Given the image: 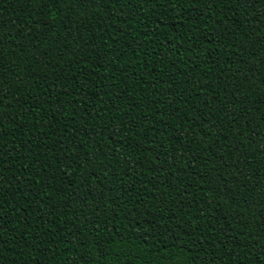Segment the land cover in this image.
I'll return each instance as SVG.
<instances>
[{
  "label": "trees",
  "instance_id": "16d2710c",
  "mask_svg": "<svg viewBox=\"0 0 264 264\" xmlns=\"http://www.w3.org/2000/svg\"><path fill=\"white\" fill-rule=\"evenodd\" d=\"M0 264H264V0H0Z\"/></svg>",
  "mask_w": 264,
  "mask_h": 264
}]
</instances>
